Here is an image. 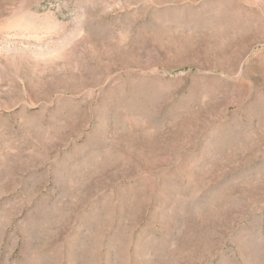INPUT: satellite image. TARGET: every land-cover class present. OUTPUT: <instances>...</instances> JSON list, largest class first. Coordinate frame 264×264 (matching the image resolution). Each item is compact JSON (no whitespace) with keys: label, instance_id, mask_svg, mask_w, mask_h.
I'll use <instances>...</instances> for the list:
<instances>
[{"label":"rangeland","instance_id":"374dc122","mask_svg":"<svg viewBox=\"0 0 264 264\" xmlns=\"http://www.w3.org/2000/svg\"><path fill=\"white\" fill-rule=\"evenodd\" d=\"M0 264H264V0H0Z\"/></svg>","mask_w":264,"mask_h":264}]
</instances>
